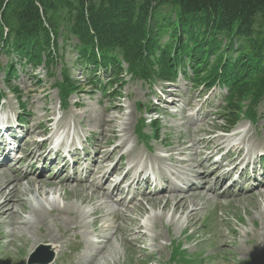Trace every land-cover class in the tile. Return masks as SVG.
<instances>
[{"label": "rangeland", "instance_id": "1", "mask_svg": "<svg viewBox=\"0 0 264 264\" xmlns=\"http://www.w3.org/2000/svg\"><path fill=\"white\" fill-rule=\"evenodd\" d=\"M77 45H79V41L75 35L60 32V37L51 47V58L49 59L43 54L40 63L33 62V55L30 57L22 55L12 46H7L4 49L0 47V89L5 94L1 101L0 112L1 109L6 108L9 111L15 109L14 111L22 112L23 119L24 117L27 119L25 125L28 130L34 122L43 120L47 111H44L42 107L46 106L47 109L54 111L53 116H51L52 112L49 113L50 116H55L56 120L58 118L62 126H64L63 123L73 124L71 130L75 131L81 140L90 134L97 147L105 144L102 150L107 152L121 143L123 139L121 137L114 139L112 138L113 134L99 133L100 128L95 122H98L99 116L102 115L101 112L106 110L105 116L116 119L117 129L123 127L124 122L133 128V132L129 130V140L123 148L126 151H119L108 162L109 164L117 161L118 156L120 157L122 154H125V160L128 162L130 158L128 150L132 148L138 147L139 150L147 154L145 150L147 147H144V143H140L136 139L135 127L138 131L142 127L143 134L146 136L158 138L150 140L154 152H156L155 150L161 154L166 152L168 153V155H164L166 158L170 154L166 150L167 147L168 149L171 147L172 151L180 152L181 154L174 155L180 161L175 168L183 172L188 173L190 164L195 165L201 162L202 158H207L210 163L215 162L211 161L210 155H206L218 151V145L225 143L222 141L224 134L222 131L228 128L229 120L227 119H232V115L225 111L224 94L226 90L225 87H222L223 84L214 88H208V85L205 87L199 85L194 78L196 72L194 60L188 61L185 68L179 65L177 75L172 82H164L158 78L147 83L138 81L127 73V66L124 63L122 64L123 75L113 77L111 67L108 68L109 72L107 73L106 68H100V65L97 67L100 68L97 74H92L90 69L93 68V64L89 67L87 61L82 62L85 59H83V54L77 50ZM68 85L72 87L74 85L78 89L71 90ZM16 87H18L17 91ZM59 89L67 92L68 98H70L68 106L63 107L66 113L59 110L62 105ZM13 91L14 94H12ZM160 93L164 94L160 95ZM157 98H160L162 102L167 100L169 104L161 103L165 108L155 105L158 102ZM248 110L250 108L247 106L241 120L233 129L242 127L244 133L250 130L253 142H262L264 145V99L255 109L259 116L255 122L249 121V118L244 116ZM157 112H159V117L156 124H151L152 118ZM142 119H144L143 123L140 122ZM82 123L84 126H81ZM54 127L55 122L49 128V134ZM110 138L112 139L110 140ZM197 139H200V143ZM35 140H37V136ZM163 143L165 145H162ZM135 144L136 146L129 147V145ZM205 152L209 153L205 154ZM258 153L263 154V149L254 154L253 161L256 159L257 162L259 157L256 158V155ZM31 161L32 159L15 164V169H19V172L24 171ZM256 162L254 169L256 173H259L260 162ZM206 163L207 161L203 162V165ZM261 167H264V161H262ZM47 172L49 173L50 170L47 169ZM48 173L43 178L52 180L55 174L51 177V174ZM245 173L247 174V171ZM68 175L69 172H66L59 178V181L64 182ZM37 176L38 173L34 175V177ZM250 176L251 171L248 174V177ZM258 177L264 180L263 176ZM3 181L4 178L0 176V184ZM113 182L112 178L107 186L111 187ZM254 182L259 183V181ZM25 185L26 180H23L21 188L23 189ZM201 185L197 181L194 187L197 188ZM251 185L252 182H246L244 179L241 181V185L232 187L231 190L236 195L247 190L244 195L249 196L252 191L257 189L249 191ZM72 186H67L66 189L50 195L38 194V197L40 200L55 199L57 204L59 203L63 207L71 205L85 211L91 210L92 208L83 204L80 198L76 196L68 198L71 192L72 194L79 192L78 189L72 190ZM220 187L217 192L221 195L227 188L224 185L222 188ZM259 188L264 190V185ZM139 189V192L143 191V189ZM195 192L205 194V190L201 188H197ZM145 194L143 197H138L142 198L141 201L137 198L138 200L130 199L126 203L131 206L134 205L132 203H143L148 210L149 205L144 198L151 193L146 191ZM34 197L36 194H30V191L23 194L27 207L30 206L29 199L32 200ZM216 200L223 204L227 202V198H218V196L217 198L211 196L209 203L207 201L199 202L197 207L201 212L194 218L195 224L185 217L173 221V213H170L173 203L165 212L166 214L161 206L154 210L149 209L147 214H142L137 209L129 211V216L135 221L124 224L122 220L114 219L112 211H121V209H119V205L111 201L112 208L101 219L98 231H94V228L89 226L85 232L83 230L70 232L64 239L62 254L59 253L58 258L55 254L51 264H264L263 197L255 196L253 201H249V199L235 200L229 205H225L224 209L216 206ZM32 201L35 203L36 200ZM121 208L126 209L125 207ZM259 208L261 212L257 211ZM28 209L30 211V207ZM21 214L24 218L30 217L28 212L21 211ZM59 219L58 216L53 219L50 215L47 224L42 225L41 230L32 229L30 232L22 234L15 229V235H11L12 226L2 225L0 227V264H29L31 253L40 244L49 242L46 238L47 234L52 231L59 236L58 231L66 227L64 220L60 221L61 219ZM88 219L87 224H90L94 217L88 216ZM105 220L108 225L105 224ZM119 223L132 230L128 240L116 231V225ZM91 233L100 234L99 243L91 241V237H93ZM54 234L50 236H54ZM141 235H144V239L137 241ZM222 236L230 244L228 251H224ZM75 237L82 246L81 251L77 253H74L76 249ZM130 239H133L132 243L129 242ZM92 240L96 241L94 238ZM107 240L109 242H106ZM68 242H71L72 246L66 249L65 246ZM102 246L105 248L100 251Z\"/></svg>", "mask_w": 264, "mask_h": 264}, {"label": "trees", "instance_id": "2", "mask_svg": "<svg viewBox=\"0 0 264 264\" xmlns=\"http://www.w3.org/2000/svg\"><path fill=\"white\" fill-rule=\"evenodd\" d=\"M0 25V44L34 63L60 32L112 76L126 63L135 79L172 82L194 60L199 85L226 88L230 126L264 99V0H0Z\"/></svg>", "mask_w": 264, "mask_h": 264}, {"label": "bare ground", "instance_id": "3", "mask_svg": "<svg viewBox=\"0 0 264 264\" xmlns=\"http://www.w3.org/2000/svg\"><path fill=\"white\" fill-rule=\"evenodd\" d=\"M42 109L47 111L43 120L34 122L28 128V130L22 133V140L18 142L13 148L9 147V150L13 152L19 150L16 155L9 154L8 156H5L7 157L6 159H8L7 161H11L10 167H8L9 163L7 161L0 164V176L4 178V181L0 184V227L2 225H10L13 228L11 235H15V229L24 234L26 232H30L32 229L41 230V226L47 224V219L50 215L53 219L54 217L58 216L61 219H59L60 221L64 220L66 227L63 230L58 231L59 236L55 235L52 231L51 233L47 234L48 236L46 238L49 240V242L45 243L51 244V249H55L56 254L62 252L64 239L70 232L78 230H83V232H85L86 228L89 226H92L94 231H98V224L101 222V219H103L106 213H108L112 208L110 204L111 201H114L120 206L119 209H121V211H112L114 214V219L122 220L124 224L129 223V221H135V219L129 216V211L137 209L140 213L147 214L149 209L154 210L158 206H161V209L165 213L170 208L171 203H173V207L170 209V213H173V221L185 217L192 224H195L194 218L201 212V210H199L197 207L199 202L207 201V203H209L211 196H216V198L217 196L218 198H227L226 204L216 200V206L222 209L225 208V205H229L235 200L242 201L249 199V201H253L255 196L258 195L262 196L264 199V190L261 188H257L256 190L252 191L249 196H245L244 193H239L238 195L234 194L231 190L232 187L241 185V182L238 183L236 181L228 186L227 190H230L225 191L221 195L217 192L218 188L221 186V183L227 178L229 174L242 173L243 170L246 172L248 164L254 163L255 165L256 159L253 161L254 154L260 149H263L264 152V145L262 142H253V135L250 134V130L245 132L246 135L240 139L238 144L229 145L227 144V141L223 140L224 138L222 137V141L225 143H220L217 147L218 151H224V149H227L222 162L215 161L210 163L207 158H202L203 160L201 162L195 165L190 164V171H188V173L175 168L176 164L180 161L175 158L174 155L181 153L172 151L173 149L171 147L170 149H168V147L166 149L168 152H170L167 158L165 156L168 155V153L165 152V155L161 154L157 150L154 152L153 148L148 145L146 146L147 148H145L147 154L137 148H132L128 150V157H130L128 162L124 161L125 154H122L117 161H113V159V162H111L109 165L108 162L113 158V156H115L127 145L130 136L129 130L133 131V128L124 122L123 124L121 123L123 127L117 129L116 119L114 117L111 118V116H105L106 110L101 112L102 115L99 116L98 122H95V124L100 128L99 133L105 135L113 134L112 138L114 139L121 137L123 139L122 142L115 145L107 152L102 150L103 147H105V144H101L99 147L96 145V149L92 153L93 164L89 166L88 169H86L84 176L81 178L78 173H74L71 176H66L67 178L64 180V182H61L59 181V177L62 175V172H65L67 164L61 163L58 165L54 160H52L53 149H45V143L53 142L55 128L59 125L63 129L68 128V131L73 135V140H75L76 144L83 140L77 136L75 131L71 130V124L63 123L64 126H62V124L59 123V120L51 117L54 115L53 110L51 111V109H47L46 106H43ZM9 112L11 111L7 110L5 114L8 116H3L0 118V123L7 124L8 118L12 119L13 116L15 118V115H11ZM50 112H52L51 116L49 114ZM24 119V122L27 123V119L25 117ZM54 122L55 127L51 132V135L46 138L45 141L38 143L35 140V137L44 133H48L49 128H51V125ZM81 126H84L83 123ZM8 130L10 133L5 130L3 125L0 130V138L4 136L5 140L12 144L17 140H13L11 138V136H15L17 129L9 128ZM26 132L27 134L24 135ZM112 138H110V140ZM197 140L198 143H200V139ZM162 145H165V143ZM212 154L209 153L208 155L211 157ZM257 156L259 155H256V158ZM30 158H32L33 161L29 164L25 172L23 170L19 172V169H15V164L26 162ZM46 159H50V162L46 167L47 169L54 170V168L58 166V171L55 173V176L52 180L43 178L44 170H39L40 167H38L39 165L43 166ZM205 161H207V163L203 165V162ZM127 164H130V166L126 170ZM225 165H231L229 166V171L224 170L223 167ZM254 165L253 168L255 167ZM241 167L243 168L241 169ZM222 170L224 173L218 175ZM118 171H124L122 178H127L126 184L122 185L123 181H116L112 183L111 187H108L107 184L112 178H114ZM37 173L38 176L34 177V175ZM151 174L158 175L159 180H157L158 190H156L155 187L153 192H151V194L145 198L147 204L149 205V209L146 210L143 203H132L134 204L133 206L129 205V203H126L125 198L128 189L132 186L135 187L140 182L143 183L144 186L150 184L149 180ZM262 176L264 177V175ZM23 180H26V185L22 189L21 187ZM76 181L77 183H74ZM197 181L202 184L197 188L205 190L204 195L201 192H195L197 188L194 186L195 182ZM254 181H259V185H264V180L258 176L256 179H254ZM71 185H73L72 190L78 189L79 192H76L75 194H72L71 192L68 195V198L72 196L80 198L83 204H87L92 208L91 210L85 211L71 205L61 207L59 203L57 204V200L55 199L50 200L47 198L40 200L38 197V194H54L66 189L67 186ZM28 191H30V194H36V197L32 199L34 201L36 200L35 203L29 199L30 211L25 205V199L23 198V194ZM131 199L135 200L137 197L135 196ZM121 207H125L126 209ZM21 211L24 213L28 212L30 217L24 218L21 214ZM257 211L261 212L260 208ZM88 216L94 217L93 222L90 224H87ZM66 220L70 221L67 222ZM124 224H117L116 231L120 232L128 240V236L132 233V230ZM51 234H54V236H50ZM143 236L144 235H141L139 238H137V241L143 240ZM106 242H109V240ZM129 242L132 243L133 239H130ZM222 244L225 246L224 251H228L230 244L224 236H222ZM104 248L105 246H102L100 251H103Z\"/></svg>", "mask_w": 264, "mask_h": 264}, {"label": "clouds", "instance_id": "4", "mask_svg": "<svg viewBox=\"0 0 264 264\" xmlns=\"http://www.w3.org/2000/svg\"><path fill=\"white\" fill-rule=\"evenodd\" d=\"M53 147H58V141H53Z\"/></svg>", "mask_w": 264, "mask_h": 264}, {"label": "water", "instance_id": "5", "mask_svg": "<svg viewBox=\"0 0 264 264\" xmlns=\"http://www.w3.org/2000/svg\"><path fill=\"white\" fill-rule=\"evenodd\" d=\"M37 260V259H36ZM36 260H30L31 261V263H33V262H36Z\"/></svg>", "mask_w": 264, "mask_h": 264}]
</instances>
